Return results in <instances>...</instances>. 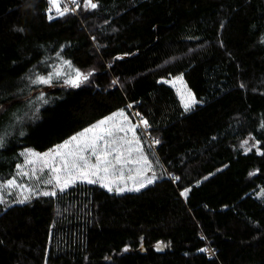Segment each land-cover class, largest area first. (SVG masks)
<instances>
[{"label":"trees","instance_id":"1","mask_svg":"<svg viewBox=\"0 0 264 264\" xmlns=\"http://www.w3.org/2000/svg\"><path fill=\"white\" fill-rule=\"evenodd\" d=\"M86 1L0 0V182L119 110L157 180L0 203V264H264V0Z\"/></svg>","mask_w":264,"mask_h":264},{"label":"rangeland","instance_id":"2","mask_svg":"<svg viewBox=\"0 0 264 264\" xmlns=\"http://www.w3.org/2000/svg\"><path fill=\"white\" fill-rule=\"evenodd\" d=\"M92 3L95 2L92 0ZM59 4L62 11L65 8L67 11H72L69 7V0H59ZM85 5L87 8H92L89 6V0L86 1ZM52 9V11L57 13L55 8ZM75 9H77V5ZM130 108L133 110L134 106L131 105ZM121 112H123V116L119 115ZM131 113L134 115V119H131L126 110H119L113 113L103 120H107L109 117H114V119L109 120L102 128L86 133L84 137V139H87L93 135H104L105 129H111L113 136L108 137L105 135V140L116 139V146L120 147L123 152L121 163L116 165L114 169H111L109 173L100 172L98 173L99 178L97 176L88 177L89 179L96 180L93 184L108 185L105 188L107 190L111 189L109 190L110 192L124 193L136 191V189L144 188L150 184L148 183L149 180L152 182L157 180L158 171L153 164L151 152L155 153L157 151L159 142L149 133V126H145L144 123L146 120L144 121L136 111H132ZM93 126L87 129L93 128ZM121 128L124 130L120 131L119 129ZM129 128L132 130L129 131ZM85 130L73 137L80 138L81 134L85 133ZM73 137L46 152H38L33 148L23 150L21 152L23 162L17 166L16 176L7 182H0V203L3 206H11L16 203L22 204L38 195H44L43 193H51L53 191L57 193L61 191L56 186L55 180L52 183H47L46 181L54 175H60L62 180L66 177V172L62 167L64 159L70 162L75 160L78 166L82 165L83 162L79 161L76 156L79 148L77 142L72 140ZM150 139H154L156 143H152ZM105 140L97 142L100 150H102ZM64 145H67V147H62ZM258 146V142L253 137H249L242 143L241 148L245 153L255 149L261 152ZM56 151H59L61 155H56ZM69 153H72V155H69ZM82 154L88 159L90 165L95 163V157L91 156L90 151H84ZM114 156L115 153L110 155L108 159L113 160ZM145 160L147 163H145ZM53 167L61 169V171L53 173L51 170ZM72 171L76 173L77 178L75 179V183H88L86 179L79 178V171H83L82 168L79 171L76 169ZM75 183H71L64 190ZM142 184L143 186H141Z\"/></svg>","mask_w":264,"mask_h":264},{"label":"snow or ice","instance_id":"3","mask_svg":"<svg viewBox=\"0 0 264 264\" xmlns=\"http://www.w3.org/2000/svg\"><path fill=\"white\" fill-rule=\"evenodd\" d=\"M73 3H76V0H72ZM48 3L51 5L52 8H55L57 13L60 15H64L67 9L65 8L63 11L60 8L59 0H48ZM89 6L92 8L96 7L95 3H92V0H89ZM51 18V17H50ZM87 80L88 76L85 75L81 77V74L79 72L76 73V79L68 81V83H71L73 87L78 86L80 80ZM48 79H41L39 83H48ZM115 83V82H114ZM195 100L193 98L192 103H194ZM185 109H189L191 107L190 103H185L184 105ZM119 115L123 116V112H121ZM114 119V117H109L107 120H102L100 121L97 125H94L93 128L85 130V133L81 134L80 138L73 137L72 140L76 141L78 144L79 151L76 153L77 159L79 161H82V165H77L76 161H68L67 159L63 160V170L66 172V177L62 180L60 175H54L53 177L49 178L46 182L47 183H52L53 180L56 182V186L60 188L61 191L64 190V188L68 187L71 183H75L76 173H74L72 170L76 169L79 171L80 168L83 169V171H79V178L81 179H86L88 183H95L96 180L89 179V176H97L99 178L98 173L104 172V173H109L111 169H114L116 165L121 163V159L123 157V152L121 151L120 147L116 146L117 145V140L116 139H111V140H105V135L108 137L113 136V132L111 129H105L104 130V135H93L87 139H84L86 133L93 132L96 129L102 128L103 125L108 123L109 120ZM145 126H147V122L145 121ZM120 131H123L124 129L121 128L119 129ZM129 131L132 129L129 128ZM100 140H105V143L103 145L102 150L98 148V141ZM82 141V144H81ZM62 147H67V145H64ZM84 151H90L91 156L95 157V163L94 164H89L88 159L82 154ZM115 153L114 159L109 160L108 157ZM56 155H61L59 151H56ZM69 155H72V153H69ZM145 163L147 161L145 160ZM53 173H58L61 171V169L53 167L52 169ZM152 181L149 180L148 183H151ZM102 187H108L106 184H102ZM143 186V184L141 185ZM111 190V189H109ZM121 190V189H118ZM131 190V189H130ZM139 190V189H136ZM44 195H55V191L51 193H43ZM182 195H187V193H182ZM22 202V201H21Z\"/></svg>","mask_w":264,"mask_h":264},{"label":"built area","instance_id":"4","mask_svg":"<svg viewBox=\"0 0 264 264\" xmlns=\"http://www.w3.org/2000/svg\"><path fill=\"white\" fill-rule=\"evenodd\" d=\"M75 6H76V3H73L72 2V0H69V7L72 9V11H74V12H76V10H75ZM151 140V142L152 143H156L155 142V140L154 139H150ZM206 251H207V254H208V256L209 257H214L216 254H215V249L214 248H212V247H207V249H206Z\"/></svg>","mask_w":264,"mask_h":264},{"label":"water","instance_id":"5","mask_svg":"<svg viewBox=\"0 0 264 264\" xmlns=\"http://www.w3.org/2000/svg\"><path fill=\"white\" fill-rule=\"evenodd\" d=\"M160 247V246H159Z\"/></svg>","mask_w":264,"mask_h":264}]
</instances>
